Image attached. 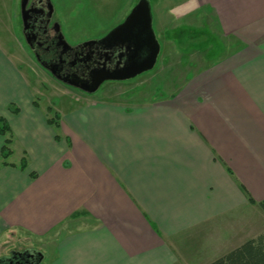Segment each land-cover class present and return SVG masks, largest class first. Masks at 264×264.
Segmentation results:
<instances>
[{"label": "crops", "instance_id": "0c3cea01", "mask_svg": "<svg viewBox=\"0 0 264 264\" xmlns=\"http://www.w3.org/2000/svg\"><path fill=\"white\" fill-rule=\"evenodd\" d=\"M197 11L241 47L135 104L81 93L40 106L0 49V116L17 155L0 167V238L43 248L41 264H211L264 245V0L170 8Z\"/></svg>", "mask_w": 264, "mask_h": 264}, {"label": "rangeland", "instance_id": "374dc122", "mask_svg": "<svg viewBox=\"0 0 264 264\" xmlns=\"http://www.w3.org/2000/svg\"><path fill=\"white\" fill-rule=\"evenodd\" d=\"M53 1L65 39L70 43H78L101 39L122 23L140 0ZM147 1L151 8L152 29L159 45L153 68L123 84L106 83L96 93L89 95L105 98L128 96L131 104L149 101L161 93L169 95L186 79L241 47L235 39L220 36L210 13L197 11L177 19L170 13V8L180 0ZM18 8L19 0H0V49L26 78L39 105H49L55 111V106L81 93L52 79L25 52L18 31ZM0 71L2 74L7 73L4 67ZM126 92L128 95L125 96ZM4 93L5 90H0L2 96ZM16 156L12 149L8 160L12 161ZM28 246L18 234L3 235L0 238V257ZM33 247L37 248L33 250L39 255H43V248Z\"/></svg>", "mask_w": 264, "mask_h": 264}, {"label": "flooded vegetation", "instance_id": "af4514ba", "mask_svg": "<svg viewBox=\"0 0 264 264\" xmlns=\"http://www.w3.org/2000/svg\"><path fill=\"white\" fill-rule=\"evenodd\" d=\"M20 1L18 31L22 46L35 64L55 81L83 93L64 81L91 87L95 81L105 78L100 88L106 83L123 84L137 77L116 80L131 72V69L142 63L146 57V51L140 44L135 46L129 35L101 43L112 28L99 40L70 43L62 32V24L53 0H26L23 8ZM41 262L42 256L30 248L0 257V264Z\"/></svg>", "mask_w": 264, "mask_h": 264}, {"label": "water", "instance_id": "95a60500", "mask_svg": "<svg viewBox=\"0 0 264 264\" xmlns=\"http://www.w3.org/2000/svg\"><path fill=\"white\" fill-rule=\"evenodd\" d=\"M26 0L20 1L21 8L24 7ZM122 35H129L135 46L142 47L146 51V57L142 63L134 66L127 75L116 80H128L138 76L153 68L159 52V45L152 29V15L150 5L147 0H140L127 15L125 20L113 28L100 42L106 43L118 40ZM90 43V42H88ZM86 43V44H88ZM105 80L101 78L95 81L91 87L70 81H64L70 87L76 88L86 94H94L100 84Z\"/></svg>", "mask_w": 264, "mask_h": 264}, {"label": "trees", "instance_id": "16d2710c", "mask_svg": "<svg viewBox=\"0 0 264 264\" xmlns=\"http://www.w3.org/2000/svg\"><path fill=\"white\" fill-rule=\"evenodd\" d=\"M9 110H11L12 105H9ZM12 113H17V109L13 108ZM47 112L51 114V117L47 118V123L58 128V116L53 113L50 108ZM0 136L4 138V142L1 148V158L0 167L9 165L6 160L11 155L10 145L12 143L13 135L7 121L0 116ZM57 138V136H56ZM27 167L26 159L22 158L19 164L21 170H25ZM248 200L253 202L249 197ZM259 206L264 210V201L259 203ZM261 239L255 241H249L242 245L239 249L233 251L232 253L226 255L225 257L216 260L211 264H264V245L261 243Z\"/></svg>", "mask_w": 264, "mask_h": 264}]
</instances>
